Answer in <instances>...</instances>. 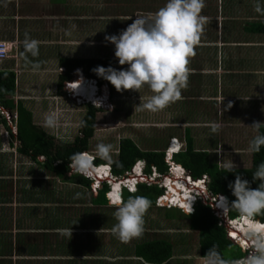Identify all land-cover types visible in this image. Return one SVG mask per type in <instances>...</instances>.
<instances>
[{"label": "crops", "instance_id": "0c3cea01", "mask_svg": "<svg viewBox=\"0 0 264 264\" xmlns=\"http://www.w3.org/2000/svg\"><path fill=\"white\" fill-rule=\"evenodd\" d=\"M111 1V9L115 13L106 17L103 15L106 1L102 0H78V2L47 0L45 3L40 0H0V41H5L12 47L10 58L0 61V72L15 73L16 101L25 99V94L20 95L19 92L22 85L19 79L21 72L30 71L36 74L35 77L44 75L46 79L41 81L42 87L49 83L54 89V92H47L44 96L48 97L44 99L48 107L50 106L47 118H52L56 122L54 110L62 107L69 111L64 117V126L61 130L55 127V124L54 126L46 125L47 118H41L39 124L36 121L35 123L43 127L59 142L73 143L75 141L81 134V124L86 114L85 112L82 118L70 114L73 105L70 104L71 102L63 101L64 93L58 94L59 77L67 71L66 67L61 66V59L101 60L109 58L114 63V69H126L127 65L120 66L114 55L115 46L108 43L103 35L105 37L118 35L132 23L131 18L155 13L167 2V0ZM258 2L264 8V0H205V7L201 14L207 16L209 20L204 26L200 42L195 47V55L189 58L187 86L182 88L179 100L161 111L151 112L154 116H158L159 125L151 126L150 122H144L136 117L142 113L140 108L136 107L139 104L137 102L142 101L141 99L130 101L120 98L112 85L99 84L109 89L110 97L115 104L114 114L121 115L127 112L125 116L117 118L115 123H121L123 126L126 120L132 122L127 130H122L118 125L116 130L110 131L115 136L119 134L116 143L110 142L113 145L111 161L101 159V163L96 164L95 162L96 166L107 167L111 170L112 180L120 183V194L123 199L125 191L135 194L140 185L157 186L163 190L162 195H164L165 189L160 187V184H163L168 177L169 179L172 177L166 158L165 162L169 166L166 174L160 173L155 166H152L151 172L148 173L147 162L143 159L138 160L132 170L125 175L115 174L113 163L120 156L123 139L132 140L144 152L156 151L167 154L172 141H174V149L182 145V151H186L187 141L191 138L195 151L209 153L211 162L217 163L220 168H225L221 160L225 155H229L226 157L227 161L231 160L236 165L235 169H242V153L248 151L249 143L255 136L246 142L247 129L251 127V121L255 120L257 115L262 116L264 105V34L256 31V25L264 24V14L254 10ZM39 10H41V15ZM103 21H106L105 25ZM26 32L31 39L40 42L39 52L35 57L30 53H25L23 41ZM34 65H39V67H34ZM28 68L30 70H27ZM79 70L81 75L88 78L82 69ZM76 75L77 71H74L73 79L77 77ZM48 76H51V79H48ZM89 82L87 83L91 84ZM215 82L218 94H206L204 97L205 89H215ZM31 85L30 89H33L35 84ZM64 89H67L66 83ZM25 90L21 91L26 93L27 90ZM144 90L149 89L145 86L139 90L138 94ZM138 94H134V100H137ZM100 100H103V96ZM229 103L232 104L231 108L227 107ZM131 105L134 106L133 111L129 109ZM130 112H134L135 115ZM199 112L204 118L198 119ZM51 113L53 116L50 115ZM33 114L36 120L35 113ZM192 114L197 118H189L188 115ZM225 116L227 120L235 119L234 121L240 123L233 135L223 134L222 127H219L222 134L212 131V124L218 123L219 126H224L219 123ZM77 126L79 130L74 140L69 139L68 135L76 131ZM151 127L153 129H150ZM122 131L128 133L121 134ZM94 137L90 142V149L92 143L97 144L100 141L103 143L102 139L96 138L95 133ZM10 143H12L11 139H9ZM2 146L3 152L9 153L6 151L7 147L4 149L3 143ZM9 147L10 151L15 152L11 145ZM90 149L88 153L92 151ZM96 159L100 158L96 157ZM28 163L30 165L21 168L20 171L17 169L15 171L13 163L2 164V166L7 164L11 172L4 173L9 177H0L1 188L8 192V196L4 199L9 200L5 202L0 195V264H152L139 255L141 246L164 241L161 237L168 238L184 233L187 237L182 240L181 245L176 244L175 246L172 241L166 240L173 246V250L171 257L162 264H199V258L202 256L199 230L193 229L191 219L182 209L160 207L158 199L162 195L150 208H157L166 213L178 210L181 216L189 219L188 228L179 230L177 226L171 224L157 227L156 223L151 226L145 215L144 220L146 219L147 222L144 225L145 230L142 236L123 242L112 232L117 221L114 217L116 209L109 205V195L113 191L111 184L105 180L100 188L92 185L91 191H83L81 187L49 176L37 164L29 161ZM173 163L187 171L177 164L175 159ZM139 167L142 170V176L150 177L155 171L158 177H161L160 183L148 185L139 182L133 193L122 185V181L137 175L136 170ZM31 170L36 172V175L29 176L28 172ZM204 176L208 177L209 184V176ZM58 184L68 187H60ZM105 184L110 187V190L106 194L107 203L103 204L96 199ZM25 187L32 193L31 201L28 203H24L23 190ZM208 191L213 194L209 187ZM25 197L29 198V196ZM199 202L211 207L208 199L205 202ZM211 209L218 219V225L226 230V237L230 242L226 250L231 249V252H234L233 257H227L225 250L223 257L226 259L242 258V248L229 240L228 228L216 215L215 210L212 207ZM229 218L236 220L239 216L233 219L229 213ZM70 230H72V235H70ZM193 234L198 235V247L193 240ZM177 246L179 247L178 253H176Z\"/></svg>", "mask_w": 264, "mask_h": 264}, {"label": "clouds", "instance_id": "9594fccd", "mask_svg": "<svg viewBox=\"0 0 264 264\" xmlns=\"http://www.w3.org/2000/svg\"><path fill=\"white\" fill-rule=\"evenodd\" d=\"M204 7L205 0H167L165 5L155 13L137 16L135 19L131 18L132 23L118 35L105 37L108 43L115 46L114 55L119 65H127V68L116 70L112 67L98 66L93 69V72L106 79L117 92L129 90L139 92L147 86L152 95L147 97L146 102L140 103L138 107L153 113L165 109L181 98L182 88L187 86L189 58L195 55V47L200 42L204 26L209 20L207 16L201 14ZM254 10L264 14V8L259 2L255 5ZM39 43L38 40L31 39L27 32L25 33L23 47L26 54L30 53L33 57L37 56ZM34 67H39V65H34ZM76 71L77 77L65 82L66 92L70 91L69 93L74 95L77 104V98L85 101L78 106L92 105L101 110H107L99 102L94 103L84 99V97L81 99L77 96L76 92L81 88L82 82L86 83L88 88L94 84L92 83L94 80L85 78L80 74L79 69ZM87 80L91 84H88ZM94 87L96 88L94 93L99 98L104 95L103 104L111 102V94L107 87H101L99 83ZM105 88L108 89L107 98L105 97ZM66 92L64 91L65 94ZM227 107L231 108L232 104L229 103ZM47 123L51 126L54 121L49 118ZM262 126L264 123L254 122L250 128L259 133ZM219 127L218 124L211 125L213 132H216ZM262 146H264V134H257L250 141L248 151L258 153ZM182 148L180 145L178 153L182 151ZM112 151V144L98 143L95 147V156L88 152L73 153L68 159L70 161L68 168L71 170L68 175H83L90 179L95 187L97 185L95 179L100 180L97 188H100L105 180L113 186L110 169H107L109 174L103 179L99 178L98 173H94V168L100 167L95 165L96 157L111 161ZM176 154L173 155V158ZM224 167L228 172H234L236 165L230 160ZM93 175L95 179L91 177ZM185 175L186 171L184 170L183 177ZM193 180L198 179L193 178ZM253 181H260L255 189L250 187L247 180L236 175L235 181L229 184V188L236 199L231 204L222 200L223 215L226 211L233 209L238 212L240 223L243 226L244 238L248 247L252 248L253 251L244 258L226 259L214 245L208 249L204 256H200L199 264H264V222L255 218L258 215H264V161L257 166L253 173ZM131 191L134 193L136 189L133 188ZM194 199L191 196L182 201L181 207L186 216L194 213ZM109 205L116 209L114 217L117 223L113 226L112 232L118 239L128 242L133 238L142 236L145 230L144 217L151 207V201L147 197L130 195L125 201L121 194H110ZM70 235H72V230H70Z\"/></svg>", "mask_w": 264, "mask_h": 264}, {"label": "trees", "instance_id": "16d2710c", "mask_svg": "<svg viewBox=\"0 0 264 264\" xmlns=\"http://www.w3.org/2000/svg\"><path fill=\"white\" fill-rule=\"evenodd\" d=\"M256 31L264 34V24L256 25ZM61 66L66 67L67 72L59 77L57 89L60 95L64 93L63 89L65 82L73 78L72 73L77 69H82L86 77L96 79L100 85L110 84L106 79L97 76L93 72V69L98 66L114 68V63L109 58L101 60L66 58L61 59ZM15 83L16 75L14 72H0V107L10 112L12 115L17 114V134L13 132L8 119L0 114V125L5 127L12 140L10 145L15 150V152L4 153L0 140V173L2 174L0 177H9V175H4V173L11 172L9 171V167L6 166L7 164L3 166L2 164L8 163V165H10L9 163H12L16 154L20 158L27 159L29 162L37 164L41 170L47 172L51 177L81 187L83 191H91L93 182L90 179L79 174L68 175V172L71 171L68 168L70 163L68 159L73 153L87 152L90 149V142L95 133L97 115L101 113L102 110L92 105H86V114L80 129L81 134L77 136L73 143L59 142L54 136L48 134L43 127L35 123L34 114L26 106L24 100L16 101L17 90ZM104 90L105 97L107 98L108 89L105 88ZM258 134H264V126L259 129ZM165 158V152H144L140 150L132 140L123 139L121 141L120 156L118 160L113 163V172L118 176L125 175V173L132 170L138 160L143 159L147 162L148 173L151 172L152 166H155L160 173L166 174L169 166L165 162ZM174 159L177 164L183 166L190 172L194 179H201L204 175H208L210 178L208 184L209 190L216 195H227L230 198L231 204L236 198L233 196L229 184L235 181L236 175H240L242 179L247 180L251 188L255 189L258 187L260 181H253V173L256 171L257 166L264 161V146H262L260 152L252 153L251 168L235 169L234 172H228L226 168H220L218 164L212 163L209 153L196 152L191 138L187 141L186 151H181L176 154L173 160ZM101 162V159H96V164ZM101 171H105V169H101ZM28 175H36V172L31 170L28 172ZM176 189L180 188L176 186ZM43 190L46 192L45 189ZM109 190L110 187L105 184L96 201L103 204L107 203L106 194ZM23 193L24 203L30 202L32 195L31 191L27 190L25 187ZM162 194L163 190L159 189L157 186L149 187L140 185L135 194H130L128 191H125L124 200L126 201L130 195L144 196L151 201V206H154L157 198ZM0 195L2 200L4 197L8 196L7 190L4 191L1 185ZM25 196H29V198ZM180 199L181 197H179V203ZM7 200L5 202H7ZM230 217L233 219L237 218L238 212L234 209L230 210ZM257 217L264 222V215H258ZM189 218L192 221L191 225L193 229L199 230L200 232L201 255L204 256L208 249L215 245L219 253L223 256V252L229 247L230 242L226 237L225 228L218 225V219L213 215L211 207L199 202L195 208V213L189 216ZM172 250L173 246L168 242L156 241L141 246L139 248V255L152 264H162L171 257ZM243 256L244 254L242 252V257Z\"/></svg>", "mask_w": 264, "mask_h": 264}, {"label": "rangeland", "instance_id": "374dc122", "mask_svg": "<svg viewBox=\"0 0 264 264\" xmlns=\"http://www.w3.org/2000/svg\"><path fill=\"white\" fill-rule=\"evenodd\" d=\"M40 1L44 2V3L47 2V0H40ZM75 1L78 2V0H75ZM102 1H106L104 3V4H106L105 5L106 7H104V9H103V15L106 17L107 16L110 17L111 14L115 13V12H112L113 9H111L112 8L111 7L112 1L111 0H102ZM39 14L41 15V10H39ZM105 23H106V21H103V25H105ZM103 36L105 39V35H103ZM104 47H105V43H104ZM27 70H30V69L28 68ZM35 76H36V74H34V73L32 74L30 71L21 72V74L19 75V79L21 80L22 85L19 88L20 89L19 92H20V95H23V93L25 94V97H24L25 98L24 99L25 104L28 108H30L35 113V117H36L35 121L38 123L41 118L46 119L47 117H49L48 114H49V110H50L49 107L50 106L48 107V105L45 103L46 101L44 99V98H48V97H44V96H45V94H47V92H49V93L54 92V89L52 87H50L49 83L45 84L42 87L41 81L43 79H46L44 77V75H37V77H35ZM33 77H35V78H33ZM48 77H49L48 79H51V76H48ZM47 81L51 82L52 80H47ZM31 84H35V87L33 89H30L32 86ZM214 88L215 89H205V92L203 93L204 97L206 96V94H218L216 82H215ZM24 89L27 90V91L25 90L27 94L25 92L21 91ZM64 91L66 92L65 89H64ZM69 92L70 91H67L66 94L64 93L63 101L65 102V100H66L67 103L71 102L70 104L73 105V108L70 109V114H74V115H76V117L82 118V116L86 112V109L84 106H78V104L76 103V101L74 99L71 100L69 95H71L72 93L69 94ZM138 93L139 92L130 91V90L117 92V94L119 95L120 98H124V99L130 100V101H140V99L143 98L142 101L137 102V103H139V104H137L139 106L140 103L146 102V98L150 96L149 94L151 92H150V90H144L140 94H138ZM134 94H138L137 100H134V98H133ZM138 96H140V97H138ZM111 102L114 105V109L113 110L112 109H110V110L109 109H107V110L102 109V112L97 115V123L95 125V127H96V131H95L96 138L102 139V142L105 144H110V142L116 143V141L118 140L117 137L119 134L115 136V135H113V133H110V131L116 130L118 125L120 126V128L122 130H127L130 128L129 125L132 123V122L131 123L128 122V120H126V122H125L126 124H123V126H121V123L120 124H118L117 122L115 123V121H117V118H121V117L125 116L127 112H124L121 115L114 114L116 111L114 112L115 104H114L112 98H111ZM138 106H136V107L139 108ZM177 108H179V107L177 106ZM129 109L130 110L132 109V111H133L134 106L132 107V105H131V107H129ZM262 110H263L262 116L257 115L256 119L251 121V126L253 125L254 122L264 123V105L262 107ZM68 111L65 110V108L63 109L62 107L60 109L54 110L53 113H54V116L56 115L55 117L57 120L52 125L54 126V124H55V127H58L61 130L62 127L64 126V122H63V120L65 119L64 117L66 116V113H68ZM140 111H142V113L138 116L136 115V117L141 118L142 121L150 122L149 124H151V126L160 124L157 115L154 116L153 113H151L150 111H147V110H141L140 109ZM130 113L135 115L134 112H130ZM50 115H52V113ZM188 116H189V118H191V117L197 118V116L194 114L188 115ZM199 118H204L203 116H200V112L198 115V119ZM48 119L49 118H47V120H46V125L48 124L47 123ZM231 120H227L226 116H225L222 118L221 122L219 123V124L224 125V126H220V127L223 128V134H225V135H233L235 132V128L237 126H239V124H240L238 121H234L235 119H231ZM216 124H218V123H216ZM150 129H153V128L151 127ZM78 130H79V126L76 127V131H73L71 133V135H68V138L71 140H74L75 135L78 133ZM247 130H248L246 132L247 133L246 134L247 140L244 139V140H246V142L250 141V138L257 134V131L254 130L253 128L249 127ZM216 132H219V134H222V130H220V129H218ZM122 133H128V132L122 131L121 134ZM9 137L10 136L7 134L5 127L0 125V140L4 145V149H5V147H7L6 151L13 152V151H10V149H9L10 148L9 147L10 146V144H9L10 138ZM94 138L95 137H93V139ZM98 143H101V141ZM97 144L92 143V146H91L92 148L90 149V150H92L90 152V154H92L94 156H95L94 147H96ZM111 155H113V154H111ZM15 156L16 157L12 160V163L15 167L14 168L15 171H16V169H17V171H20L21 168H24V167H27L28 165H30L28 163L27 159L20 158L16 154H15ZM227 156L229 157V155H227ZM227 156L225 155L224 159L221 160L223 163V167L226 163H228V161H227L228 158H226ZM215 164H217V163H215ZM251 167H252V154H251V152L247 151V152L242 153V169L251 168ZM39 175H41V174H39ZM42 175H45V174L42 173ZM58 185L60 187H64V188L68 187V186H62L61 184H58ZM174 189H176V187ZM172 199L174 202L175 198H172ZM146 219L150 222L151 226H153L155 223H156L157 227L163 226L164 224H167V225L171 224L175 227L177 226V228H179V230L187 229L189 226V223H190L189 219L185 216H181L180 212L178 210H174L170 213H166L165 211L157 209V208H149V211L146 213ZM146 219H145V223L147 222ZM186 237H187V235L184 233L183 235H172V237H168V238H165V237L162 238L161 237V239H163L164 241H166V240L172 241V243H174L176 246V244L181 245L182 240L185 239ZM193 238H194L193 239L194 242L197 243L198 235L193 234ZM198 245H199V243H197L196 246L198 247ZM178 250H179V247L177 246L176 247V253H178ZM192 251L194 252V247L192 248ZM225 254L227 257H233L234 256V252H231V249L226 250Z\"/></svg>", "mask_w": 264, "mask_h": 264}, {"label": "built area", "instance_id": "2783aa9c", "mask_svg": "<svg viewBox=\"0 0 264 264\" xmlns=\"http://www.w3.org/2000/svg\"><path fill=\"white\" fill-rule=\"evenodd\" d=\"M11 50H12V47L9 45V43L5 42V41H0V61H4V60H7L10 58V53H11ZM92 83H94L93 85L91 84V87H93L94 89H96L94 87V85L96 86L97 85V81H92ZM81 86L84 88V89H87V85L86 83H81ZM70 94V93H69ZM69 97L71 99H74V95H69ZM100 98L98 97V100ZM77 101H78V104L81 105L83 104L85 101L83 100H80L77 98ZM82 101V102H81ZM96 102H99V104H101L104 108L106 109H114V105L113 103L111 102H106V104H103V101L102 100H99V101H95L94 103ZM0 114L1 115H4L7 119H8V122H9V125L12 127L13 129V132L15 134H17V114L15 115H11L10 112L4 110L3 108L0 107ZM174 145V141L171 142L170 146H169V149L167 150V156H166V162H168L169 166H170V174L172 175L171 179H173V185H175L176 183H182V184H185L186 186V189L188 192H193V193H189L191 194L195 199L193 201V207H194V210H195V205L196 203L200 200V201H203L205 202L206 199L209 200V204L211 205V207L215 210L216 212V215L224 222L225 226L228 228V238L229 240L232 242V243H237L241 248H242V252L244 254V257H246L247 255L251 254V252L253 251L252 248L248 247L247 243H246V240L244 238V234L241 233V232H236L237 233V237H232L230 236L232 231L234 229H236L235 227L240 225V220L239 219H236V220H232L229 218V213L230 211H226L223 215V202L222 200H224L227 204H229V199L227 198V196L225 195H215L213 196V194L211 193H208V177L207 176H203V178L201 179H198V180H193L190 172H187L186 171V174L185 177L184 176V170H182V168L178 167V166H175L174 163H173V155L178 153L179 152V147H177V149H174L173 146ZM94 157V156H93ZM95 159V157H94ZM93 159V161H94ZM99 168H106L108 169L107 167H102L100 166ZM177 169H180L181 173H182V176H180V180L176 179V170ZM141 173H142V170H140ZM109 174V170H107V172L105 173V177ZM138 175V179L137 182L135 183L134 187H131L130 186V183H129V178L127 180H125V182L122 181V185L127 187L130 191L131 189L133 188H136L137 184L139 182H142V183H147L148 185H156L158 183H160V178L161 177H158V174L154 171V174L150 177L148 176H142V175ZM92 178L94 177L91 176ZM90 177V178H91ZM100 179H103V177H100ZM169 178V177H168ZM167 178V179H168ZM95 179V177H94ZM166 179V180H167ZM184 179L187 181L186 183H183L182 181H184ZM96 182H97V185L96 187H99V182L100 180H97L95 179ZM164 181L163 184H160V187H164L165 189V194L162 195L159 199H158V205L160 207H168V208H172V207H175V208H179V209H182L181 207V203H173L171 200L170 201H166V197L169 195V193L171 192L170 189L168 188L167 186V181ZM199 183L200 185L197 187V183ZM97 189V188H95ZM183 190L181 191V196H183ZM204 194H206V197H204ZM183 210V209H182ZM257 220L263 222L260 218L258 217H255ZM236 223V224H234ZM222 224V223H221Z\"/></svg>", "mask_w": 264, "mask_h": 264}, {"label": "bare ground", "instance_id": "6f19581e", "mask_svg": "<svg viewBox=\"0 0 264 264\" xmlns=\"http://www.w3.org/2000/svg\"><path fill=\"white\" fill-rule=\"evenodd\" d=\"M94 88L93 87H88L87 89H84L82 86H81V90L79 89L78 92H76L77 96L80 97L82 99V97H84V99H87L91 102H95V101H99L98 100V95L94 93ZM82 102V101H81ZM100 169V170H99ZM101 169H105V171L107 170L106 168H94V173H98L100 177H104L105 176V171H101ZM137 174L141 175V171H140V167L139 169L136 170ZM176 179L180 180V176H182V173L180 171V169H177L176 170ZM105 178V177H104ZM138 179V176L135 174L134 176H132L131 178H129V183H130V186L131 187H134L135 183L137 182ZM167 186L168 188L170 189V193L169 195L166 197V201H172L173 202V199L172 198H175L174 202L173 203H179V197H181L180 199V203L182 204V201L186 200L187 198L191 197L192 195L189 194V193H193V192H188L187 189H186V186L185 184H182V183H176L175 185H173V179H167ZM123 182H125V180H123ZM183 183H186L187 181L184 179V181H182ZM197 183V181H196ZM112 185L114 186V189L112 191V193L114 192L115 194H120V191H121V186H120V183L119 181L117 182H114L112 183ZM179 185V186H178ZM200 184L197 183V187L199 186ZM176 186H178L180 189H174ZM183 190V196H181V191ZM111 193V194H112ZM179 194V195H177ZM235 224V223H234ZM236 229H234L231 233V236L232 237H237V233L236 232H241L243 233V226L242 224L238 225L235 227Z\"/></svg>", "mask_w": 264, "mask_h": 264}, {"label": "water", "instance_id": "95a60500", "mask_svg": "<svg viewBox=\"0 0 264 264\" xmlns=\"http://www.w3.org/2000/svg\"><path fill=\"white\" fill-rule=\"evenodd\" d=\"M88 81V80H87ZM227 198L230 200V198L227 196ZM239 219V218H238Z\"/></svg>", "mask_w": 264, "mask_h": 264}]
</instances>
